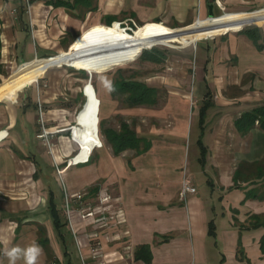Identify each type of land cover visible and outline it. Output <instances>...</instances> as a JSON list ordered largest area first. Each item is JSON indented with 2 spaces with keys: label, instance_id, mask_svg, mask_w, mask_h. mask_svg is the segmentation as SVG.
<instances>
[{
  "label": "crops",
  "instance_id": "obj_1",
  "mask_svg": "<svg viewBox=\"0 0 264 264\" xmlns=\"http://www.w3.org/2000/svg\"><path fill=\"white\" fill-rule=\"evenodd\" d=\"M261 6L264 0H31L33 36L24 0H0V84L21 61L38 58L45 72L12 99L0 98V264H101L92 232L109 264H264V224L254 226L253 217L264 221V178L256 175L264 128L237 125L264 107V21L239 15ZM199 18H213L209 37L181 41L188 47L168 69L136 78L157 88L154 102H133L101 75L92 112L103 145L76 155L81 93L64 92L65 81L50 73L76 63L49 58L79 52L96 26L165 23L183 38ZM85 61L97 72L119 62L77 63ZM41 118L47 139L38 137ZM239 169L249 180L236 178ZM187 179L197 191L182 197ZM79 191L94 214L76 208ZM98 194L111 199L101 203ZM103 211L114 215L109 224L99 219Z\"/></svg>",
  "mask_w": 264,
  "mask_h": 264
},
{
  "label": "rangeland",
  "instance_id": "obj_2",
  "mask_svg": "<svg viewBox=\"0 0 264 264\" xmlns=\"http://www.w3.org/2000/svg\"><path fill=\"white\" fill-rule=\"evenodd\" d=\"M25 8L27 10V3L26 0H24ZM31 4V2H30ZM264 7V6H261ZM259 7H253L247 10L256 9ZM228 18V17H227ZM226 18V19H227ZM133 20L128 21H119L122 23L121 25L118 24V32H119V42L123 45V50L119 53H117L115 56L117 57V60L119 61L116 64H113L110 68L107 70H104L103 72H97L93 69V67L90 66L88 61L83 63H76V64H64L63 66H52L50 67L52 73L54 70L58 75L59 80L65 81L64 86V92H68L71 90V88L76 89V91H79L81 93V101H79L78 106L84 103V101L87 102L84 109H82L80 115H79V123H76L73 125V136L76 138V140L79 143V151L76 155L79 154H86L90 155L93 148L98 145L102 146L103 142L100 135V115L98 116V128L95 129V122H93V110L94 105L92 104L94 101V95L95 91H98V83L106 78L107 80H112V83L118 79V77H125V78H133L136 79L137 77L140 79H147L154 74H157V72H160L164 68L168 69V65H170L169 60L176 59V54H179L180 51L183 50L184 47L193 46L195 45L194 42L189 44L188 46H183V43L181 41H185V39L181 38V41H169L163 38H160L148 31H145L144 28H146L145 24H139L137 23V26L133 24ZM118 22V23H119ZM241 23V22H240ZM243 24V23H242ZM253 24V23H252ZM132 26L131 28L124 29L126 26ZM160 28H167L170 32L174 33L177 32L175 30H179L177 27L171 28L169 25L163 23L159 24ZM105 28H112L114 26V23L112 25H104ZM183 25H180L178 27H182ZM183 29L178 31L180 32V35L182 33ZM186 31V30H185ZM79 34L75 42H83L84 34ZM136 39L138 42H134L133 40ZM201 39H198V41ZM74 44V43H72ZM153 48L159 49L166 53V59L161 63H156L153 61H148L146 57V53L151 51ZM74 51L77 50V48H72ZM57 54V53H55ZM53 55V54H52ZM51 56V55H47ZM46 57V56H44ZM25 61H21L20 63H23ZM163 66V67H162ZM122 68L121 72L119 70ZM163 68V69H162ZM91 70V73L93 75L92 82H89V76L87 70ZM44 69L40 67L39 69V77L36 79H32L33 83H36L39 81L41 76L44 74ZM122 74V75H120ZM101 75H104L103 79H101ZM12 74H10L8 77H6L4 80L11 79ZM61 78V79H60ZM1 81L2 82H4ZM54 81L58 83L59 81ZM31 83L30 85H32ZM84 87L87 91V98L86 99L83 93ZM23 91V90H20ZM63 91V90H62ZM20 92L16 94L17 98ZM86 99V100H85ZM78 114V113H77ZM96 120V119H95ZM259 122V121H258ZM103 130V129H102ZM196 172V171H195ZM198 179L202 180L201 184H203V179L206 177L202 172L195 173ZM198 180V181H199Z\"/></svg>",
  "mask_w": 264,
  "mask_h": 264
},
{
  "label": "bare ground",
  "instance_id": "obj_3",
  "mask_svg": "<svg viewBox=\"0 0 264 264\" xmlns=\"http://www.w3.org/2000/svg\"><path fill=\"white\" fill-rule=\"evenodd\" d=\"M239 15L242 19L260 22L264 21V7L253 11H243ZM228 17V13L221 15V18ZM214 20L199 18L194 24L189 26L188 32L182 39L183 43L187 44L189 41L196 42L202 37H209L213 32ZM145 31H148L160 38L169 41H181V37L170 32L168 29L160 28L155 24H149ZM118 24L116 23L112 28H104L96 26L92 28L80 46V51L76 53H62L49 58L53 64L63 63L67 60H72V63H77L82 58L92 56L95 66L98 68L105 67L110 63L114 56L123 50V45L118 41ZM39 77V59L28 64H23L17 68L12 80L0 84V98L10 100L14 97L16 91L20 90L22 86L33 83L32 79Z\"/></svg>",
  "mask_w": 264,
  "mask_h": 264
},
{
  "label": "trees",
  "instance_id": "obj_4",
  "mask_svg": "<svg viewBox=\"0 0 264 264\" xmlns=\"http://www.w3.org/2000/svg\"><path fill=\"white\" fill-rule=\"evenodd\" d=\"M119 24V23H117ZM112 25V24H111ZM118 37V41H119ZM134 42L136 39L133 40ZM146 57L148 60H151L156 63H161L166 59V53L163 51L153 48L151 51L146 53ZM122 68L119 70L120 73ZM122 75V74H120ZM88 76V75H87ZM113 86L117 89H120L121 91H129L130 92V98L133 102H147V103H152L156 99V91L157 88L154 86H151L143 81H139L133 78H125V77H118L116 81L113 83ZM204 111V110H203ZM259 120V122L262 124V127L264 128V107L260 109L258 112H251L243 115L238 121L237 125L242 128L243 130H249L252 126L255 125L256 120ZM264 162V161H260ZM257 177L258 178H264V165H259L257 168ZM244 177L245 179L249 180L248 175L243 176V170L239 169L236 172V178L238 177ZM253 193V192H251ZM251 193H249L251 195ZM254 195V194H253ZM255 219H257L256 224L254 226H260L264 224V221L262 222L261 220L263 217L261 215H254L253 216ZM140 256V254H138ZM147 257V256H146Z\"/></svg>",
  "mask_w": 264,
  "mask_h": 264
},
{
  "label": "built area",
  "instance_id": "obj_5",
  "mask_svg": "<svg viewBox=\"0 0 264 264\" xmlns=\"http://www.w3.org/2000/svg\"><path fill=\"white\" fill-rule=\"evenodd\" d=\"M31 0H26L27 3V11L29 13L30 16V31L32 33V35L34 36L35 34V30H34V25L31 19V4H30ZM224 10V8H223ZM225 11V10H224ZM200 17V16H198ZM197 17V18H198ZM134 25L137 26V23L135 21H132ZM119 24L121 25L122 23L119 22ZM132 26H126L124 29L126 30L127 28H131ZM20 63V64H24ZM257 122L259 121L258 119L256 120ZM73 133V130H72ZM49 134V131L46 129L45 125H44V120L43 118H41V131L38 133V137L39 138H43V139H47ZM73 158H69L68 161L72 162ZM88 159V158H87ZM197 191V187L195 184H193L192 182H190L188 179L184 181L182 190H181V196L185 197L186 194L188 192H196ZM73 195V194H72ZM72 195L66 191L65 193V203H66V210L69 214V219H70V209L73 206V197ZM87 195V191H79L77 193L74 194L75 198L74 200L77 202V209L79 210V212H81L83 214V216H88V215H92L95 213V208H94V204L90 201H88V198L86 197ZM99 198L98 201L101 203H104L105 201H109L111 199V195H105V194H98ZM114 218L113 214H105V212L103 211L100 216L99 219L106 224H109V222ZM91 238H93L94 243H92V253L94 257H99L102 256V260H101V264H109L108 262V255L106 253L100 252L101 250V245L99 242L95 241L96 237L98 236V232H92L90 234ZM46 264H54L52 262H48Z\"/></svg>",
  "mask_w": 264,
  "mask_h": 264
},
{
  "label": "water",
  "instance_id": "obj_6",
  "mask_svg": "<svg viewBox=\"0 0 264 264\" xmlns=\"http://www.w3.org/2000/svg\"><path fill=\"white\" fill-rule=\"evenodd\" d=\"M213 15H215V13H214L213 10H211V14H210L209 16H213ZM88 74H89V82H92V76H93V75H92V73H91V70H88ZM83 93H84L85 98H86V99H89V98L86 97L88 93H87L85 87H84ZM86 99H85V100H86ZM87 102H88V100H87L86 102L84 101V103L81 104V108L79 109L78 114H77V116H76V123H79V122H80V121H79V115H80L82 109L85 108Z\"/></svg>",
  "mask_w": 264,
  "mask_h": 264
},
{
  "label": "clouds",
  "instance_id": "obj_7",
  "mask_svg": "<svg viewBox=\"0 0 264 264\" xmlns=\"http://www.w3.org/2000/svg\"><path fill=\"white\" fill-rule=\"evenodd\" d=\"M53 55H55V54H53ZM25 62H27V61H25ZM87 70V69H86ZM88 71V70H87ZM88 76H89V74H88ZM92 79H93V76H92ZM73 134V133H72ZM88 159H89V157H88ZM88 159H86V160H88Z\"/></svg>",
  "mask_w": 264,
  "mask_h": 264
}]
</instances>
